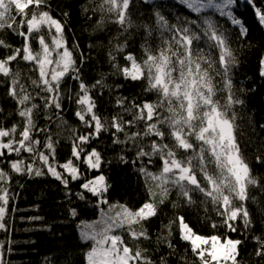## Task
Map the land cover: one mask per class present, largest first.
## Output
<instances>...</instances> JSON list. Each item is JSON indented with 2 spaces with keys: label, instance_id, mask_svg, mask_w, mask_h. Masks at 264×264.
Wrapping results in <instances>:
<instances>
[{
  "label": "snow or ice",
  "instance_id": "snow-or-ice-1",
  "mask_svg": "<svg viewBox=\"0 0 264 264\" xmlns=\"http://www.w3.org/2000/svg\"><path fill=\"white\" fill-rule=\"evenodd\" d=\"M176 3L189 15L169 13L173 17L170 21L165 15L167 5L159 0H99L91 9L98 17L94 31H103L106 23L119 28L108 41L112 75L146 84L140 98L116 95L118 110L109 118L99 113L93 91L98 90L102 96L105 89L111 93L123 85L107 84V74L91 85L85 83V52L78 43L69 46L65 37L69 13L57 18L49 0H0V32L9 31L21 39L19 46H13L0 36V49L9 53L0 57V86L15 102L19 118L9 126L7 120L13 113L5 114L0 108V231H11L5 217L9 216V204L15 196L12 174H48L65 188L69 217L77 220L85 210L72 206L73 196L85 203L91 197L99 213L98 220L79 221V238L87 244L81 264H169L170 258L177 256L173 229L189 245L184 252L190 250L194 258L189 261L187 255H179L180 264H251L240 258L244 241L228 233L247 234L253 229L248 202L261 201L250 196L249 189L264 194V178L253 174L251 161L245 155L247 145L242 148L237 137L235 106L244 101L236 97L232 77L240 62L239 46L249 33L241 9L250 7L264 28V0L260 6L256 0ZM145 9L151 23L143 19ZM133 15H138L139 23ZM133 30H142L140 58L127 51ZM154 34L158 43L153 47ZM34 42L38 48L33 47ZM121 54L123 65L118 59ZM21 63L35 79L25 80ZM260 65V75L264 77V57ZM67 78L77 82L74 94L66 92ZM145 94L156 98L149 100ZM66 100L76 105L74 115L83 131L64 119ZM40 119L43 126L38 123ZM260 127L264 129V125ZM65 130L71 154L61 164L56 152ZM105 133L111 134L113 144L122 146L118 162L131 165L142 182L144 195L138 206L109 199L112 185L102 168L110 161L92 147ZM253 156L257 164L264 165V138L254 146ZM90 171L98 174L90 177ZM71 182H79L80 190L72 192ZM197 196L202 197L200 204H211L219 220L217 223L206 217L213 234H199L186 215L180 214L183 207L198 205L194 198ZM167 205L174 214L153 239L146 225ZM219 228L225 232H216ZM252 240L255 264H264V233L252 235ZM142 241L151 243L157 251L161 245L168 251L154 258ZM12 244L10 238L0 240V264H11Z\"/></svg>",
  "mask_w": 264,
  "mask_h": 264
},
{
  "label": "trees",
  "instance_id": "trees-1",
  "mask_svg": "<svg viewBox=\"0 0 264 264\" xmlns=\"http://www.w3.org/2000/svg\"><path fill=\"white\" fill-rule=\"evenodd\" d=\"M160 3L167 5L168 12L166 16L173 20L169 13L177 15H189L188 11L176 3V0H159ZM53 9V15L60 17L64 12L69 13L65 29V37L72 46L78 43L80 48L85 52L87 63L82 66V76L85 83L91 85L96 80L100 79L102 74H107L106 83L109 85L121 84L123 87L119 91L109 92L107 89L103 91V95H99L98 90L93 91V95L97 98L99 113L103 116L111 115L117 111L114 97L116 95L126 96L131 98H140L143 89L146 87L144 82L125 81L119 75H112L113 69L108 62L107 51L108 41L112 36L119 31L117 25L106 23L104 30H95L94 25L97 20V15L91 11L99 0H49ZM257 6L261 5V0H256ZM175 4V7H173ZM84 8H88L87 13ZM244 13V19L249 27V33L245 42H242L240 47L239 64L233 70V90L236 97L243 100V105H236L237 113V137L241 141V147L245 148V155L250 159V166L253 169V174L264 178V165L257 164L254 156V146L261 142L264 138V129L260 126L264 125V77L260 75V60L264 57V28L256 21L254 13L250 7L241 9ZM143 19L151 23V19L147 16ZM240 13H237L239 15ZM195 18V14H191ZM107 17L105 20L107 21ZM133 19L140 22L138 15H133ZM174 22V21H173ZM221 23L224 21L221 19ZM142 30H133L131 36L128 37L127 51L134 52L138 58L142 56L140 48L143 43L141 35ZM6 41L13 45L19 46L21 39L9 31L0 32ZM123 41V37H121ZM153 47L158 40L154 37L151 41ZM91 45V47H89ZM250 45V46H249ZM34 48H38V44L33 43ZM236 47V45H234ZM9 54L7 50L0 49V57ZM126 54V53H125ZM123 55L118 59L121 65L124 64ZM20 69L22 76L27 80L29 77L35 79V75L29 71V68L21 63ZM2 80V78H0ZM67 85L66 92L74 94L78 91L77 82L71 78H67L64 82ZM5 87L0 86V108L4 109L5 114L11 112L12 116L7 120L10 126L19 118L15 115L16 104L13 100L5 95ZM149 100H154V94H145ZM222 97L223 94L221 93ZM223 102V101H222ZM66 111L63 113L64 119L72 127L83 131L78 118L74 115L76 105L69 101H65ZM40 126H43L44 121L38 120ZM55 133L56 127L52 126ZM69 133L65 130L61 133L60 143L57 147L56 159L59 163H64L71 154L70 141L67 139ZM123 138V137H121ZM251 142V143H250ZM92 147H96L103 153L106 161L102 171L108 178V183L112 185L110 190V200L113 201H130L132 205L138 206L142 202L144 188L142 182L132 170L131 165H123L116 159L121 152L120 145L112 143L110 133L103 134L98 140L94 141ZM129 159L132 158L130 153ZM26 155V154H25ZM16 157L13 155L12 157ZM39 166V161H37ZM83 170V169H82ZM153 171L156 169L153 168ZM98 174L95 171L88 172V175L94 176ZM70 188L72 192L79 191V182H71ZM12 191L15 196L9 204V216L5 219L10 224V233L0 231V240L11 239L13 241V251L9 254L11 264H81L83 259L82 252L86 250L87 244L79 238V221H93L99 218V213L93 208L94 201L89 197L87 203L77 200L72 197V206L79 205L85 209L81 211L80 217L73 220L68 215L69 203L65 196V188L60 181L45 174L41 176L35 175H19L12 174ZM249 195L258 198L261 203H254L251 200L248 202L249 211L253 216V229L245 234L243 231L239 233H228L233 239H241L244 241L240 249V258L250 261L255 264V258L251 256L255 243L252 240V235H261L264 233V194H261L254 188L249 189ZM197 199L198 205L191 207H183L180 214H185L191 222L193 228L202 235L213 234V229L208 223L206 217H211L219 223L218 218L213 214L211 204H200L202 197H194ZM172 199H175L173 193ZM173 210L170 205L163 207L161 214L148 222L146 227L153 239L158 232L161 231L163 224L168 222V219L173 215ZM218 233L225 232V229L219 228L215 230ZM173 243L177 246V256L169 260V264H180L179 255H187L189 261L193 260L191 251L184 252L189 248L187 242L182 241L173 229ZM127 239V236H125ZM143 247L149 248L153 253L154 258H158L161 252L167 253V248L163 245L157 251L151 243L142 241Z\"/></svg>",
  "mask_w": 264,
  "mask_h": 264
},
{
  "label": "rangeland",
  "instance_id": "rangeland-1",
  "mask_svg": "<svg viewBox=\"0 0 264 264\" xmlns=\"http://www.w3.org/2000/svg\"><path fill=\"white\" fill-rule=\"evenodd\" d=\"M260 72H261V68H260ZM99 219V218H98ZM98 219H96V220H98ZM87 222H91V221H87Z\"/></svg>",
  "mask_w": 264,
  "mask_h": 264
}]
</instances>
